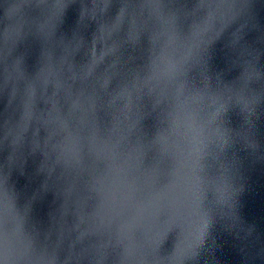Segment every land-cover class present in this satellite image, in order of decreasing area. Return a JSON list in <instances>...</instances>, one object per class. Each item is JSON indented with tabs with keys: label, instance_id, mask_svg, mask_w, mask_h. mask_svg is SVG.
I'll return each instance as SVG.
<instances>
[{
	"label": "clouds",
	"instance_id": "1",
	"mask_svg": "<svg viewBox=\"0 0 264 264\" xmlns=\"http://www.w3.org/2000/svg\"><path fill=\"white\" fill-rule=\"evenodd\" d=\"M76 2L0 0V264H217L218 228L254 232L239 211L264 113V65L244 39L254 0H119L114 15L113 0H79L66 35ZM226 33L234 80L210 66ZM29 157L42 181L21 203L12 176ZM49 192L39 227L33 204Z\"/></svg>",
	"mask_w": 264,
	"mask_h": 264
},
{
	"label": "water",
	"instance_id": "2",
	"mask_svg": "<svg viewBox=\"0 0 264 264\" xmlns=\"http://www.w3.org/2000/svg\"><path fill=\"white\" fill-rule=\"evenodd\" d=\"M191 7L193 0H185ZM119 7V0H113L111 14L114 15ZM79 0L70 5L66 10L64 22L60 27V32L71 35L76 27L79 18ZM255 27L246 32L244 37L246 43L257 50L260 54V63L264 65V0H254ZM95 25L91 24L86 30V35L90 37ZM230 31V30H229ZM229 33H226L215 44L212 52L211 69L222 72L225 80H234L240 74L239 66H233L232 61L235 53L226 47L229 40ZM21 51L25 53V66L29 72L35 70L38 59V45L29 41L21 46ZM140 56L139 52L135 53ZM78 60L81 57H77ZM138 62H140L138 60ZM7 95L0 96V120L7 115ZM232 126L237 127L240 118L233 113L231 116ZM146 124L151 126V121ZM257 133L261 144L260 150L255 156L244 159L242 175L244 191L240 196V215L246 225L253 226V236L248 241L238 239L234 233H227L217 230L215 258L217 264H264V113L257 120ZM243 156V154H241ZM7 156V150L0 152V160ZM39 157H29L23 174L14 172L12 181L18 192L21 193L20 202L24 197L30 196L35 191L42 177L36 175V168ZM55 197L49 192L43 198L38 199L33 204L32 219L39 227H47L49 223V213L55 207ZM175 235L170 234L165 242V248H171ZM203 264V261L201 262Z\"/></svg>",
	"mask_w": 264,
	"mask_h": 264
}]
</instances>
